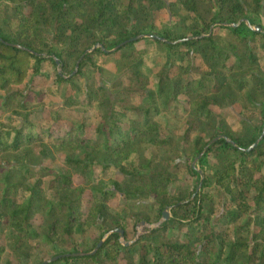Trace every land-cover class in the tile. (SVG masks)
Listing matches in <instances>:
<instances>
[{
	"label": "trees",
	"instance_id": "16d2710c",
	"mask_svg": "<svg viewBox=\"0 0 264 264\" xmlns=\"http://www.w3.org/2000/svg\"><path fill=\"white\" fill-rule=\"evenodd\" d=\"M0 91V264H264V0H0Z\"/></svg>",
	"mask_w": 264,
	"mask_h": 264
},
{
	"label": "rangeland",
	"instance_id": "374dc122",
	"mask_svg": "<svg viewBox=\"0 0 264 264\" xmlns=\"http://www.w3.org/2000/svg\"><path fill=\"white\" fill-rule=\"evenodd\" d=\"M156 14V21H162V20H167L169 19V15L166 11H158L155 13ZM137 48H142L143 47V42H139L137 43ZM119 58V57H118ZM116 58V62L112 61V60H107L104 64H102V66L105 69H108L110 71H116L117 67L119 66V64L121 63V60ZM52 82V80L46 81L43 80L41 77L39 76H32L31 74L29 75V77L26 79V83H29L33 88L35 89H41L46 87L48 84H50ZM25 83L19 85V86H13V89H22L24 87ZM1 93V91H0ZM216 111L222 116L223 120L225 121V123H229L234 121L237 118V114L239 111V106L238 104H233L230 107L224 108L222 110L216 109ZM61 159V154H57L56 157L52 160L49 159L45 160L44 163L46 164H51V165H58V163L60 162ZM74 180L75 183L79 182L78 176L77 174H74ZM110 206L111 207H116L117 205L120 204V200L119 198L115 197L113 199L110 200ZM91 201H90V196L89 193L86 192L84 199H83V207H82V211L86 212L87 208L90 206ZM36 220L37 222L40 221V216H36ZM154 226V224H138L137 225V230L138 232H142L145 230L146 227H152ZM131 237V236H129ZM2 240V239H0ZM43 257L47 258V254L46 252L43 250L40 253Z\"/></svg>",
	"mask_w": 264,
	"mask_h": 264
},
{
	"label": "water",
	"instance_id": "95a60500",
	"mask_svg": "<svg viewBox=\"0 0 264 264\" xmlns=\"http://www.w3.org/2000/svg\"><path fill=\"white\" fill-rule=\"evenodd\" d=\"M247 24L249 25V23L247 22ZM234 25H236V24H233V26ZM250 26V25H249ZM255 29L257 30V31H259L260 30V28L259 27H255ZM134 40H136L137 38H133ZM123 43H121L120 45H122ZM118 47V46H117ZM94 48V47H93ZM93 48H91V49H89L88 51H91ZM115 49V48H114ZM76 67H77V65H76ZM75 70H76V68H75ZM75 70H74V72H75ZM263 131H264V124H263ZM253 145H255V144H253ZM199 187V186H198ZM169 216V214H168V212L167 211H163V219H166L167 217ZM141 224H143V223H141ZM114 232H120L121 234H122V231H121V229L120 228H116V229H114L113 230ZM100 243L101 242H99V244H98V246L100 245ZM124 244H127V242H123ZM96 249V248H95ZM95 249L93 250V251H95ZM92 251V252H93ZM91 252V253H92ZM44 264V263H43Z\"/></svg>",
	"mask_w": 264,
	"mask_h": 264
}]
</instances>
